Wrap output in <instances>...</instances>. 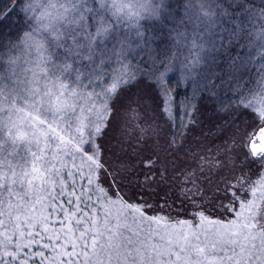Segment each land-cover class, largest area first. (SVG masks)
<instances>
[{"label":"snow or ice","instance_id":"snow-or-ice-1","mask_svg":"<svg viewBox=\"0 0 264 264\" xmlns=\"http://www.w3.org/2000/svg\"><path fill=\"white\" fill-rule=\"evenodd\" d=\"M38 4L24 7L31 11ZM11 16L0 12V31L19 24L20 13L15 22ZM164 76L160 70L150 81L109 84L110 111L95 130L103 164L97 182L127 203L102 212L91 185L84 191L87 176L78 189L68 185L80 193L79 203L74 194L58 192L63 204L49 209L55 212L50 222L67 225L55 243L68 242L56 264H264V217L240 223L238 215L264 179V150L251 147L264 145V106L206 115L203 105L179 99ZM121 109L127 127L118 133ZM114 135L121 137L118 147ZM65 205L72 215H65ZM69 232L71 239L64 235ZM54 251L51 239L41 240L33 247L36 255L25 259L48 264ZM0 264L17 259L0 255Z\"/></svg>","mask_w":264,"mask_h":264},{"label":"rangeland","instance_id":"rangeland-1","mask_svg":"<svg viewBox=\"0 0 264 264\" xmlns=\"http://www.w3.org/2000/svg\"><path fill=\"white\" fill-rule=\"evenodd\" d=\"M167 1L39 0V4L31 11L25 9L24 5L32 4L33 0H21L17 4L11 19L15 22L16 13L19 12L20 22L18 25L14 23L13 26L3 29L2 37L4 38L2 43L0 42V137L3 138L1 140L10 142H29L25 144V151L32 148L33 141L40 143L32 151V154L36 153L33 155L36 159L31 161L32 165L29 167L31 174L37 172L46 174L48 170L53 174L52 170L60 173L66 170L68 178L71 179L75 176L91 177L89 174L91 168L86 170L88 164H82L85 161L83 157L88 159L91 157V160L93 156L100 157V149L94 143L93 151L87 152L84 147L85 139L79 143L72 138H76L77 131L85 135L87 132L96 134L97 126L103 124V119L100 118L103 111L97 108L96 100L92 99L94 90L87 87L81 88L80 94L86 93L92 101L87 98L91 104H86L85 97L82 99L83 104L78 103L75 109L80 124L84 119L87 123L79 127L78 124L71 126L70 115L74 109L71 104V94L77 90L76 79L86 76L78 63L89 62L92 59L91 55L94 58L101 44L112 37H116L120 45L133 43L140 47L148 38L153 43L150 47L162 45L161 41L155 42L154 35L155 37L160 35L162 40L165 33L161 31L165 27L161 23L166 19L164 7ZM176 3L183 6L187 4L184 0H176ZM190 8L195 18H200V14L206 17L200 7L190 6ZM44 9H47L48 15L41 16L40 11ZM202 22V19L191 25L185 22L184 25L187 28L173 32L174 38L169 37L165 40V43L171 47L170 53H176V56L163 60L164 70L153 68L154 77H151V80L155 79L161 70L162 74H165L164 79L178 92L179 99L185 98L183 96L190 93V97H187L194 105L197 107L203 105L206 115H214L227 108V103L221 102L217 106L212 101L203 99L201 94L207 91V83L201 81L203 77L200 78V75L204 70L201 68L204 61V49L213 37L222 34L219 35L217 32L214 34L204 27ZM241 39H245V35H242ZM85 51L87 53H84ZM135 60L137 61L138 58ZM95 75L99 77L97 81H100L101 87L105 88L102 90L101 98L106 102V98L110 99L107 92L109 91L110 95L111 90H114V88L109 89V84L118 83L119 78L117 76L105 78V74H99L98 70ZM71 77L73 81L68 80ZM120 82L123 83V80ZM258 100L260 105L264 106V88ZM258 102L248 98V101L244 105L240 104L237 110H252ZM59 110L68 113L69 117L65 113L57 115ZM40 111L44 118L39 115ZM47 114L48 117L45 118ZM118 119L120 121L118 133H120L127 127L125 110L121 109ZM120 138L119 135H114L113 142L117 147ZM88 142L90 140L86 139V143ZM0 147V153L6 154L5 141ZM38 155L41 156L40 162L37 159ZM51 155L53 157L50 159H53V162L49 163L50 159L44 156ZM1 165L0 198L3 194L5 196L8 194L7 197L10 198L8 204L3 205L0 202V255L5 253L3 241L11 243L16 239V242L17 240L19 242L26 236L25 231L29 226L37 228L41 221V215H38L40 212L37 213L33 209L25 195L20 190H14V192L11 190L9 182L14 180L13 171L7 168L5 170L4 161ZM251 191L253 198L247 203H242L238 212L241 218L240 223L245 221L251 223L252 218L257 215L264 217V203H262L264 202V179L258 180ZM256 193H259V196H256ZM37 204L40 205L41 202L38 201ZM29 235L41 236L40 233L35 232Z\"/></svg>","mask_w":264,"mask_h":264},{"label":"trees","instance_id":"trees-1","mask_svg":"<svg viewBox=\"0 0 264 264\" xmlns=\"http://www.w3.org/2000/svg\"><path fill=\"white\" fill-rule=\"evenodd\" d=\"M184 1L187 2L184 6L177 4L176 0H168L166 2L164 7V10L166 11L164 14L166 19L161 23L165 26L161 31H164L165 33L163 34L162 40H160V35H157L159 38L154 35L155 42L161 41L162 45L150 47L153 45L150 38L145 39V42L140 47H137L138 45L133 43L120 45V43L118 44L117 42V38L112 37L110 40H106V43L101 44V47L96 50L94 58L93 55L90 54L92 59H90L89 62L78 63L86 73V76L80 77L78 80L76 79L77 84L75 88L77 90L73 91V94H71V104L74 108L70 115V124L72 127L76 124H78L79 127L84 123H87L85 122L86 119H84L81 120L80 124V121L77 118V110L75 109L78 103L79 105L83 104L82 99L85 97L86 104L90 105L92 101L86 93L83 95L80 94L81 88L84 89L87 87L94 90L92 99L94 98L96 100L97 108L100 109L101 112L103 111V115L100 117L101 119L107 118L108 112L110 111V99L106 98L105 102V99L103 100L101 98L103 95L102 90L105 88L101 87L99 80L97 81V78L99 77L95 75L96 70H98L99 74H105V78L117 76V78H119V84H122L120 80H123V83L126 80H151V77H154L152 74L154 70L153 68H155V70L156 68H162L164 70L165 64L163 63V60L170 56H176V53H170L171 47L165 43V40L169 37L170 39L174 38L173 32L187 28L184 25L185 22L191 25L201 19L203 20L202 23H204V27L214 32V34L215 32L219 33V35L222 34L221 36L213 37L212 41L207 44L203 51L204 61L202 62L201 68H204V70L201 72L200 78L203 77L201 81L207 83V91L201 94L203 99H208L217 106L219 103L225 102L227 103V108L234 109H239L240 104L244 105L245 102L248 101V98H252L256 102L260 101L258 98L264 88V0ZM190 6H193L194 8L200 7L206 17L200 14V18H195ZM16 7L17 4H12L9 0H0V12H3L4 14L9 12L12 13ZM242 35H245V39H241ZM2 36L3 32L0 31L1 43L3 40L2 38H4ZM5 42H7V40H5ZM84 53L87 52L85 51ZM135 58H138V60L136 61ZM71 79H73V77L68 80ZM187 96L190 97V93L185 94L183 97ZM62 113L67 114L69 117V114L62 110H59L57 115H62ZM39 115L43 117L41 111L39 112ZM46 117H48V114L45 118ZM1 139L3 138L0 137V145L5 141L7 148L4 149L6 154L0 153V164L4 161L3 167L5 170L7 168L13 171L12 177L14 180L9 182V186L12 187L11 190H13V192L14 190H20V192L25 195L29 204L32 205L33 209H35L37 213L40 212L38 215H41L39 226L37 228L29 226L25 231L26 236L19 242L18 240L16 242V239L11 243L3 241V248H5L3 252L5 253H2V255L6 257L10 255L13 258H16L17 264H29L25 257L30 254L36 255V253L33 252V247L36 244H40L41 240L51 239L55 245L56 251L51 252L50 256L45 259L48 260V264H56V261H59L60 256L65 254L64 245L68 241L61 238L60 243L57 244L55 243V239L57 236L61 235L67 225H54L50 222L54 218L55 212L50 213L49 209H56L58 203L63 204V201L59 200L57 195L58 192L74 194L77 203H79L80 193L78 191L73 192V190L68 188V185L70 183L74 184L78 189L82 177L75 176L73 179L68 178L66 170L61 173L52 170L54 175L50 170H48L46 174L38 172L36 174H31L29 172V167L32 165L31 161L36 159V157L33 156L36 153L32 154V151H34V148H37L40 143L33 141L32 148L25 151V144H28L29 142H10ZM72 139L79 143H82L83 139H85V143L86 139L90 140V142H88L89 147L86 150L87 152H92V144L96 143L95 134H88V132L87 135H85L83 132L77 131L76 138ZM47 149L49 150V148ZM39 155L37 158L39 160L38 162L41 161V156ZM45 155L48 154L45 153ZM52 157V155L44 156V158L47 159ZM83 158L85 161L82 164H88L86 170L91 168L89 174L92 177L87 176L88 179L85 181L84 191L87 192L89 190L88 185L90 184L94 191L92 199L96 200L101 206V211L106 212L110 208L126 206L127 202L123 200V197H121L119 193H117L115 197L109 196L106 187L97 182V171L103 167L100 157L93 156L92 159L95 163L90 159L91 157L89 159L85 157ZM48 162L52 163L53 159L48 160ZM0 167H2V165ZM0 170H2V168H0ZM49 177H51V179ZM65 177L67 178L65 179ZM7 196L8 194L6 196L3 194V197L0 198V202H2L3 205L9 203L10 197ZM97 197H99V199H97ZM38 201L41 202L40 205L37 204ZM75 206L76 205H74V207ZM93 213L95 214V209H93ZM48 214H50V216ZM65 215H72L68 212L66 205ZM95 220L96 217L93 215V230H95ZM33 232L40 233L41 236H30L29 234L33 235ZM27 234L29 236H27ZM64 235L69 236L71 239L70 232L64 233ZM45 247L50 248L51 246L45 244ZM42 251L43 250H41V254ZM52 257L55 259H52Z\"/></svg>","mask_w":264,"mask_h":264},{"label":"water","instance_id":"water-1","mask_svg":"<svg viewBox=\"0 0 264 264\" xmlns=\"http://www.w3.org/2000/svg\"><path fill=\"white\" fill-rule=\"evenodd\" d=\"M251 147L253 148L254 151L256 149L264 150V145H261V144H255V145H252Z\"/></svg>","mask_w":264,"mask_h":264}]
</instances>
